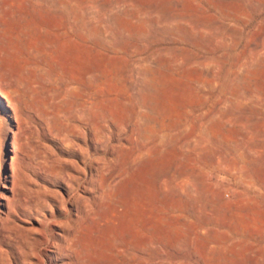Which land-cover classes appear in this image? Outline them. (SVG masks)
Instances as JSON below:
<instances>
[{
    "label": "rangeland",
    "instance_id": "obj_1",
    "mask_svg": "<svg viewBox=\"0 0 264 264\" xmlns=\"http://www.w3.org/2000/svg\"><path fill=\"white\" fill-rule=\"evenodd\" d=\"M0 93L4 264L80 197L71 264H264V0H0Z\"/></svg>",
    "mask_w": 264,
    "mask_h": 264
},
{
    "label": "bare ground",
    "instance_id": "obj_2",
    "mask_svg": "<svg viewBox=\"0 0 264 264\" xmlns=\"http://www.w3.org/2000/svg\"><path fill=\"white\" fill-rule=\"evenodd\" d=\"M6 96L7 94L4 95L0 93V111L10 125L8 128V134L12 135L13 128L17 129L19 126L18 125L19 119L15 112L14 109L15 107L13 106L11 100H9V98ZM7 177L8 176L4 177V184H3V187L6 188V191L0 196V230L5 225L3 224V222L9 216L14 214V211L11 210L10 208V204L13 200V194L10 187H7L5 185L8 180ZM65 198L67 199V201L70 200L69 188H67ZM80 198L82 199V202L80 203L79 206L77 205L72 206L73 208L71 211H73L74 209L75 213L70 214V218L66 222L57 221L54 218L55 217L54 215L53 216L51 215V217L49 216L47 217L46 215H43L42 217L43 220H39L38 217L34 216L33 218L34 223L28 222L30 225L24 228L25 234L23 241V244L26 248V255L28 258L26 264H71L70 263L71 261L77 259L78 255L76 253V250L78 247V241H77L78 231L73 227V225L76 224V221L78 219V215L76 213L79 210L83 212L85 207L84 204L87 200L84 197H80ZM20 211L26 213L22 209H20ZM18 215L19 214H17V216ZM19 220H21V222H24L22 221V218ZM46 226L49 227L48 230L46 229ZM16 227H18V225H15L14 222V224L9 229L11 231ZM0 264H4L3 259L1 257H0Z\"/></svg>",
    "mask_w": 264,
    "mask_h": 264
}]
</instances>
